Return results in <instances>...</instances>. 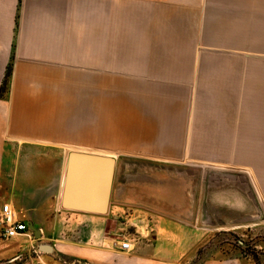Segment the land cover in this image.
I'll list each match as a JSON object with an SVG mask.
<instances>
[{
  "label": "crops",
  "instance_id": "0c3cea01",
  "mask_svg": "<svg viewBox=\"0 0 264 264\" xmlns=\"http://www.w3.org/2000/svg\"><path fill=\"white\" fill-rule=\"evenodd\" d=\"M255 41L264 0H0V202L74 261L179 264L170 165L239 160L264 187ZM72 152L116 160L106 215L62 208ZM120 218L144 219L133 251Z\"/></svg>",
  "mask_w": 264,
  "mask_h": 264
},
{
  "label": "rangeland",
  "instance_id": "374dc122",
  "mask_svg": "<svg viewBox=\"0 0 264 264\" xmlns=\"http://www.w3.org/2000/svg\"><path fill=\"white\" fill-rule=\"evenodd\" d=\"M249 52L259 56L250 58V65H264V42L249 43ZM240 165L235 160L169 166V199L175 201L170 202L167 219L183 225L185 235L192 239L179 264H264V187L258 184L254 171ZM142 179L149 181L147 176ZM118 222L135 250L143 237L137 231L144 226V219L120 218ZM58 240L49 233L36 237L34 232L10 240L0 225V264H87L63 256ZM31 243L33 248L19 249ZM40 245L48 252L39 251Z\"/></svg>",
  "mask_w": 264,
  "mask_h": 264
},
{
  "label": "water",
  "instance_id": "95a60500",
  "mask_svg": "<svg viewBox=\"0 0 264 264\" xmlns=\"http://www.w3.org/2000/svg\"><path fill=\"white\" fill-rule=\"evenodd\" d=\"M116 160L104 155L72 152L64 181L61 206L73 212L106 215L109 210ZM37 237L40 233L31 226Z\"/></svg>",
  "mask_w": 264,
  "mask_h": 264
},
{
  "label": "built area",
  "instance_id": "2783aa9c",
  "mask_svg": "<svg viewBox=\"0 0 264 264\" xmlns=\"http://www.w3.org/2000/svg\"><path fill=\"white\" fill-rule=\"evenodd\" d=\"M0 225L3 227L4 235L7 239H16L18 237L28 236L29 227L19 221L16 217V212L10 204L0 202ZM120 249L123 251H132L133 245L130 240H125L120 243Z\"/></svg>",
  "mask_w": 264,
  "mask_h": 264
},
{
  "label": "trees",
  "instance_id": "16d2710c",
  "mask_svg": "<svg viewBox=\"0 0 264 264\" xmlns=\"http://www.w3.org/2000/svg\"><path fill=\"white\" fill-rule=\"evenodd\" d=\"M9 75V74H8Z\"/></svg>",
  "mask_w": 264,
  "mask_h": 264
}]
</instances>
